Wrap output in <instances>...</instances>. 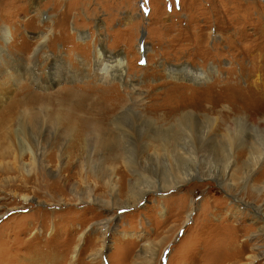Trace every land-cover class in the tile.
<instances>
[{
  "label": "rangeland",
  "instance_id": "rangeland-1",
  "mask_svg": "<svg viewBox=\"0 0 264 264\" xmlns=\"http://www.w3.org/2000/svg\"><path fill=\"white\" fill-rule=\"evenodd\" d=\"M179 112L264 146V0H0V264H264V156L197 165Z\"/></svg>",
  "mask_w": 264,
  "mask_h": 264
},
{
  "label": "bare ground",
  "instance_id": "bare-ground-1",
  "mask_svg": "<svg viewBox=\"0 0 264 264\" xmlns=\"http://www.w3.org/2000/svg\"><path fill=\"white\" fill-rule=\"evenodd\" d=\"M46 38L47 37L45 36L43 38V41H45ZM4 39H5V41H8L9 40V38H7V37H5ZM37 53H38V51L36 52V54ZM197 72H199V71H197ZM182 73H186V72H182ZM187 74H191L192 75V73L191 72H188V71H187ZM132 89H135V88L132 87ZM110 106L108 107V109L105 112H103L104 114L102 113V115H101V114H98L96 112V114L95 115H92L93 117L92 118H89V119H93V118L94 119H99V121H101L102 124L105 125L106 122H107V118L112 114L113 110L115 108L118 109L119 107H121V101H116V102H114V105L113 106H111V107ZM173 108L174 107H172V108L170 107V112H172V115H174V112L177 111V109H173ZM129 113H131V110L130 109L123 108V111H121V114L119 116H115V118L118 119L119 117H121L123 115L127 116ZM181 113L182 112H179L178 113L179 114L178 115L179 117H177V118L182 119V121L179 120V122L183 123L184 126L186 127L185 128L183 126L182 133L185 134V132H186L185 129H187L188 133H190V134H194V133L197 134L198 133V135H199V138H197L198 145H199L198 148H197V151L199 152V155L198 156L201 155V157L200 158H197L198 157L197 155H196L197 157H194V159H195L194 161H196L195 163L197 165H199V166L202 165V166L205 167L206 163L210 161L212 163H216L219 166H221L222 169H223V173H225V172L228 173V171L230 170V168L233 166V164H232L233 163V157L232 156L237 157V155H242L243 152L245 153L247 151V153H246L247 154L246 155L247 156V160L246 161H240V163L245 162L244 164L247 165V169L246 170H247V174H248V173H252L255 170V167L258 165V163L260 162V160L263 158V156H264V146L263 147L262 146H259V144L258 145L255 144V146H253L250 149H247L246 151L244 149H242L241 147H239L238 149H236V150L233 151L232 148L225 147V142L224 143H221L220 145L218 143H215L214 144L213 141H210L212 144L202 143V142L200 143V141L202 140L201 138H203L204 134L207 132V130H204V124L206 123V120L200 121L202 126H200L198 129H196V125L198 124V122H196L194 120L193 116L189 112L188 113H184L183 112L182 114ZM117 119H115L114 121H116ZM161 119H163V118L161 117ZM166 119L167 118H164L163 120H166ZM97 123H99V122H97ZM99 124H101V123H99ZM99 124H95V125L92 124V127L93 126L94 127H98L97 128V131L100 132L102 134V136L101 135H95L94 138H91V142L94 145H96L97 147H102V146L106 147L109 144L117 145L118 143L116 142V140L118 139V137L117 138L116 137L115 138H108L104 134L105 132L103 133L104 127H100ZM180 126H182V125H179V127ZM158 130H160V128H157V131ZM63 131H64V129H63ZM196 134H194V135H196ZM174 139H175V135L173 133L170 135V134L164 133V132H155L154 135H152V140H154L156 142V146L159 147V150H166V149L168 150V148L174 149L175 146L171 142ZM206 142H209V140H207ZM234 152H235V154H234ZM128 158H126L127 159L126 161L132 165L134 163V161L132 159H130L131 157H128ZM203 158H204V161L207 160V161H205L206 163L203 161ZM196 168H200V167L197 166ZM136 172L140 176V173L138 171H136ZM259 174H261V172ZM139 178L141 180V183L140 184H141V186L143 188L140 187L139 185H137L139 187V191L138 192H140L141 190H143L145 188H146V190L143 193H145L147 191H150V190H155L154 189L155 188V186H154L155 180L142 179L141 177H139ZM187 178H188V174L183 175L181 172H173V173H169V174L162 173L161 174V177L159 179V182H160L161 186H160V189H158V190L164 191V190H167V189L176 187L179 184H181L184 181H186ZM261 188H262L261 190H264V185ZM258 190H260V188H257V192H258ZM130 197H132V196H130ZM255 209H256V213L257 214L260 213V211H261V208L260 207L257 206V207H255ZM255 217H258V216H255ZM252 258L253 257H249L250 260Z\"/></svg>",
  "mask_w": 264,
  "mask_h": 264
}]
</instances>
